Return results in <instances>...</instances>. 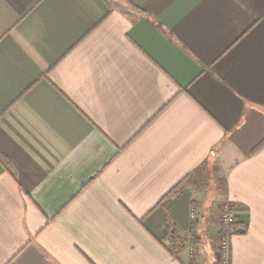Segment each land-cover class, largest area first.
<instances>
[{"label":"crops","instance_id":"crops-1","mask_svg":"<svg viewBox=\"0 0 264 264\" xmlns=\"http://www.w3.org/2000/svg\"><path fill=\"white\" fill-rule=\"evenodd\" d=\"M262 141L264 0H0V264H264Z\"/></svg>","mask_w":264,"mask_h":264},{"label":"built area","instance_id":"built-area-1","mask_svg":"<svg viewBox=\"0 0 264 264\" xmlns=\"http://www.w3.org/2000/svg\"><path fill=\"white\" fill-rule=\"evenodd\" d=\"M236 222L235 208L231 206L230 202H224L221 205V228L223 233L220 235L219 245V260L221 264H228L230 238L239 231Z\"/></svg>","mask_w":264,"mask_h":264},{"label":"trees","instance_id":"trees-1","mask_svg":"<svg viewBox=\"0 0 264 264\" xmlns=\"http://www.w3.org/2000/svg\"><path fill=\"white\" fill-rule=\"evenodd\" d=\"M263 145H264V141H262V142L259 143L257 146H255V147L252 149L251 153H255V152H257L259 149L262 148ZM182 182H183V181L179 182V183H178V184H177V185H176L171 191H169V193L167 194V196H171V195H173L175 192H177L178 189L180 188V186L182 185ZM230 204H231L232 207H234L232 203H230ZM220 232H221V234L223 233V229H222V228L220 229ZM228 259L230 260V250H229V258H228ZM229 260H228V264H230V263H229Z\"/></svg>","mask_w":264,"mask_h":264},{"label":"rangeland","instance_id":"rangeland-1","mask_svg":"<svg viewBox=\"0 0 264 264\" xmlns=\"http://www.w3.org/2000/svg\"><path fill=\"white\" fill-rule=\"evenodd\" d=\"M220 223H221V221H220ZM219 245H220V240H219ZM218 251H219V249H218ZM218 259H219V256H218ZM217 261H219V260H217Z\"/></svg>","mask_w":264,"mask_h":264}]
</instances>
